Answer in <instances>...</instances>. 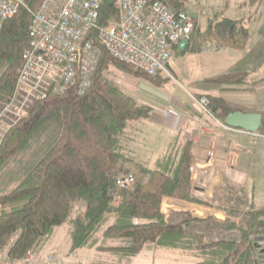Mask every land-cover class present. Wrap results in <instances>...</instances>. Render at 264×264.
<instances>
[{
  "label": "trees",
  "instance_id": "obj_1",
  "mask_svg": "<svg viewBox=\"0 0 264 264\" xmlns=\"http://www.w3.org/2000/svg\"><path fill=\"white\" fill-rule=\"evenodd\" d=\"M163 1L179 9L175 0ZM256 1L249 0L251 4ZM39 2L28 0L33 8ZM116 17L114 7L104 1L100 24ZM30 23L31 15L24 9L3 23L0 99L13 92L15 70L30 43ZM197 38L189 40L183 51L200 50L205 41L241 49L247 42L248 29L231 18L214 17L207 21ZM110 67L155 83L163 80L136 70L103 50L93 84L85 94L68 90L49 96L32 105L29 116L17 121L4 134L0 141V176L11 171L9 181L1 183L4 187H1L0 205H7L8 209L0 212V249L16 235L9 255L19 258L27 249H40L55 228L66 224L71 250L86 248L131 258L154 244L194 249V255L199 258L190 264H262L264 253L259 252V240H264V236L258 234L264 233V207L246 211L240 223L229 218L215 220L213 227H207L209 233L219 229L229 234L235 231V235L225 238L215 235L212 240L205 238V232L190 229L195 223L208 225L212 217H192L178 223L166 221L161 210L164 196L212 205L192 182L190 142L177 157L169 155L160 168L148 169L139 164V176L134 184L117 188L115 179L125 173L123 164L129 161L120 150L119 136L130 121L147 116L150 108L136 103L107 81ZM247 77L246 72H234L216 81L236 85L245 83ZM207 97L214 117L222 123L228 113L236 110L219 96ZM27 163L31 165L25 170ZM116 197L120 200L115 206ZM228 210L239 213L236 208Z\"/></svg>",
  "mask_w": 264,
  "mask_h": 264
},
{
  "label": "built area",
  "instance_id": "obj_2",
  "mask_svg": "<svg viewBox=\"0 0 264 264\" xmlns=\"http://www.w3.org/2000/svg\"><path fill=\"white\" fill-rule=\"evenodd\" d=\"M104 1L110 2L117 17L100 24V8ZM196 3L200 6L198 15L205 14L206 0ZM20 9L31 15L30 43L16 70L13 92L5 97L0 112V118L3 115L9 119V128L28 117L32 105L49 96L68 90L77 95L85 94L93 84L103 50L150 76L172 78L167 66L178 51V43L183 39L189 41L197 26V16L186 9L173 8L163 0H40L35 8L28 0H0V34L5 20ZM206 49L214 53L222 51L209 42ZM196 103L202 118H215L207 96L196 98ZM199 133L211 134L202 125ZM214 146L212 143L207 151L208 161L214 157ZM134 181L129 173L115 179L118 189ZM119 200L116 198L117 204ZM177 209L171 207L175 216L180 211ZM15 236L0 249V264L82 262L76 253L67 257L53 253L41 256L32 249H27L19 258L12 257L9 248Z\"/></svg>",
  "mask_w": 264,
  "mask_h": 264
},
{
  "label": "crops",
  "instance_id": "obj_3",
  "mask_svg": "<svg viewBox=\"0 0 264 264\" xmlns=\"http://www.w3.org/2000/svg\"><path fill=\"white\" fill-rule=\"evenodd\" d=\"M215 4L216 0H206L204 13L241 22L248 29L245 46L241 49L226 48L215 53L182 52L178 49L177 52L182 53L173 57L167 66L172 78L163 79L159 83L140 78L136 82L135 91L125 93L135 97L138 104L149 107L150 111L147 116L128 123L119 136L120 150L131 162L155 169L165 164L169 155L177 157L185 144L190 142L192 182L200 193L206 195L211 202L220 203L226 199L237 205L242 201L243 209H247V204L252 208H263L264 180L257 186L256 192L251 193L241 175L245 165L253 157H261L264 163V139L251 141L247 137L252 134L264 138V134L231 128L216 118H202L196 98L219 96L236 110L259 112L264 117V22L260 23L262 36L254 39L250 28L242 20L234 19L228 14L218 16L214 13ZM192 6L186 10L196 15L194 10L200 6ZM182 65L186 68L181 67ZM234 72H246L247 81L236 85L216 81L217 78ZM201 125L211 134H200ZM212 143L215 145L214 157L208 161L207 151ZM124 169L125 173H130L128 167L124 166ZM235 195L234 200L229 199ZM174 206L179 210L183 209L185 219L212 217L222 220L217 214L222 212L215 206L169 196L162 198L163 213L164 208L171 211Z\"/></svg>",
  "mask_w": 264,
  "mask_h": 264
},
{
  "label": "rangeland",
  "instance_id": "obj_4",
  "mask_svg": "<svg viewBox=\"0 0 264 264\" xmlns=\"http://www.w3.org/2000/svg\"><path fill=\"white\" fill-rule=\"evenodd\" d=\"M176 3L179 5V8L188 9L193 5L192 7L198 6L196 3L197 0H175ZM188 11V10H187ZM197 16L196 23L197 26H195L193 30V34L190 37V40L198 39L197 36L199 35V32L203 31V29L206 27V18L207 21L211 18H214L215 16H210L209 14H203L201 16L198 15V10H194ZM214 13H217V15H225L228 14L230 17L234 19H240L242 20L247 26L250 28L251 35H253V38L256 39L259 36H262L261 32V26L260 23L264 22V0H257L253 4H250L249 0H216V4L214 7ZM214 16V17H213ZM202 18V19H201ZM201 20V21H200ZM205 26V27H204ZM214 43L217 48H220L222 50L226 49L224 47H221L217 42L215 41H205L202 43V47L200 50H191L190 48H187L185 51H191V52H211L214 53L208 49H206L207 43ZM189 45V44H188ZM187 45V46H188ZM264 46V45H263ZM182 52H176L173 57H175L178 54H181ZM181 62L183 63L184 60L182 59ZM185 67V65H182L181 67ZM17 70V69H16ZM15 70V75H16ZM107 81L122 90L124 93L126 92H134L137 86L136 82H139L140 78L133 76L132 74L125 72L117 67H110L108 71L106 72ZM142 79V78H141ZM183 82V81H182ZM177 85V84H176ZM178 86V85H177ZM126 94V93H125ZM135 94V93H133ZM7 98V97H6ZM6 98L0 99V105H2ZM133 99L135 97H132ZM135 101V99H134ZM137 103V102H136ZM1 112V111H0ZM5 116L2 115L0 118V141L3 138L6 131H8L9 126H7V123L9 122V119H5ZM9 118V117H7ZM8 127V128H7ZM7 129V130H5ZM10 129V128H9ZM5 130V131H4ZM45 133L44 131L41 133V136L43 138ZM259 134H264V126H261L259 130L257 131ZM248 139L253 141L254 139H259L258 141H261L262 136L252 135L248 134ZM253 139V140H252ZM127 157V156H126ZM129 158V157H127ZM130 161V159H128ZM30 163H27L24 167V169H28L30 167ZM128 167L130 170L131 175H133L134 179L136 180L138 178V169L139 163L136 162H126L123 164V167ZM141 166V164H140ZM15 168V167H13ZM11 171V169H10ZM9 170L4 174V176H0V193L3 191L1 187H4L3 183L4 181H9L8 172ZM125 173H121L120 175H123ZM192 175V174H191ZM241 175V174H240ZM244 177L245 183L248 185V188L250 189L251 193H255L257 190V186L261 184V182L264 180V163L261 157L255 156L251 159V161L245 165V169L242 171V175ZM192 178V176H191ZM134 183L129 185L128 187L132 186ZM13 184L6 186L5 188L11 187ZM240 194L242 193L239 190ZM118 198V197H116ZM116 198L113 201V205H117ZM234 200L236 198L235 196H230L229 199ZM245 199V198H244ZM212 205H207L210 207H217L219 210H221L222 213L218 212V216L220 219H227L236 221L237 223H240L242 219H244L245 212L250 210L252 207L248 204L246 205L247 209H243L241 207L243 205V202L241 201L238 205L235 202L227 201L226 199L222 200L220 203L211 202ZM200 204V203H199ZM236 205V206H235ZM236 208L239 210V213H230L228 208ZM249 208V209H248ZM8 209L7 205H0V210H6ZM161 209H162V201H161ZM254 209H260V208H254ZM178 210V209H177ZM0 211V212H1ZM165 213L166 220L168 222H181L185 219L183 217L182 212L183 209L179 211L180 214L178 216H175L169 208L163 209ZM192 217V215H191ZM220 220L219 222H221ZM218 221V220H216ZM208 225L205 226V224H193L191 226V230H197L205 232V238L207 240H212L215 235H218L219 237H232L235 235L234 232H222L218 229V231L214 230V232L209 233V230L207 227L211 228L215 224V219H211L207 222ZM264 236V233L258 234V237ZM17 236H15L16 238ZM14 238V239H15ZM99 243L102 242L98 239ZM260 244L264 246V240H259ZM107 244V242L105 241ZM110 243V242H109ZM108 243V244H109ZM114 244H118V242H114ZM32 249V248H31ZM41 256L46 253H53L57 256H65L67 257L71 253H76L79 258L82 259V262L79 264H190L194 260L197 261L199 257L195 256L196 253L194 249H181V248H166V247H158L154 244H149L146 246V248L138 255L133 256L131 258H124L121 256V254H111V253H101V252H94L92 253L91 249H76L71 250V236L69 233V229L66 224H63L57 228H55L53 234L47 241V243L43 244V246L40 249H32ZM62 264H76L71 261H66ZM78 264V263H77ZM263 264V263H262Z\"/></svg>",
  "mask_w": 264,
  "mask_h": 264
},
{
  "label": "water",
  "instance_id": "obj_5",
  "mask_svg": "<svg viewBox=\"0 0 264 264\" xmlns=\"http://www.w3.org/2000/svg\"><path fill=\"white\" fill-rule=\"evenodd\" d=\"M189 44L186 39L178 43V49L183 51ZM262 115L259 112H243L234 110L225 116L224 124L228 127L240 129L249 133L256 134L262 126ZM259 252L264 253V246L259 245Z\"/></svg>",
  "mask_w": 264,
  "mask_h": 264
}]
</instances>
